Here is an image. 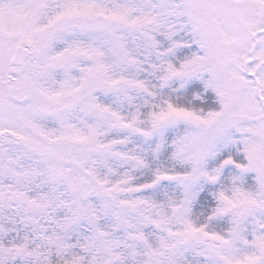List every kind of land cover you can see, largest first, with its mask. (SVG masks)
Here are the masks:
<instances>
[{
	"label": "snow or ice",
	"instance_id": "1",
	"mask_svg": "<svg viewBox=\"0 0 264 264\" xmlns=\"http://www.w3.org/2000/svg\"><path fill=\"white\" fill-rule=\"evenodd\" d=\"M0 264H264V0H0Z\"/></svg>",
	"mask_w": 264,
	"mask_h": 264
}]
</instances>
